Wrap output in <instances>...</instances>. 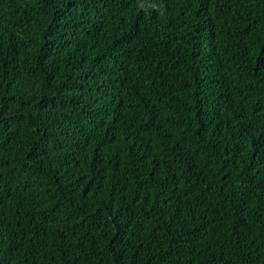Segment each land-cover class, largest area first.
<instances>
[{"label":"trees","instance_id":"obj_1","mask_svg":"<svg viewBox=\"0 0 264 264\" xmlns=\"http://www.w3.org/2000/svg\"><path fill=\"white\" fill-rule=\"evenodd\" d=\"M0 264H264V0H0Z\"/></svg>","mask_w":264,"mask_h":264}]
</instances>
